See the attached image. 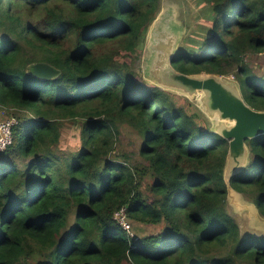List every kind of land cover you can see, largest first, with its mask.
Returning a JSON list of instances; mask_svg holds the SVG:
<instances>
[{
    "label": "trees",
    "instance_id": "trees-1",
    "mask_svg": "<svg viewBox=\"0 0 264 264\" xmlns=\"http://www.w3.org/2000/svg\"><path fill=\"white\" fill-rule=\"evenodd\" d=\"M206 24L172 60L186 74L232 73L264 111V0H202ZM160 0H0V109L16 119L0 151V264H264V236L227 211L228 142L192 104L130 66ZM44 61L60 73H26ZM139 131L138 169L114 145ZM69 123V125H66ZM74 148H56L63 129ZM230 185L264 217V134ZM146 178V179H145ZM125 206L129 234L113 218Z\"/></svg>",
    "mask_w": 264,
    "mask_h": 264
},
{
    "label": "water",
    "instance_id": "water-1",
    "mask_svg": "<svg viewBox=\"0 0 264 264\" xmlns=\"http://www.w3.org/2000/svg\"><path fill=\"white\" fill-rule=\"evenodd\" d=\"M162 7L160 5L146 28L142 54L147 73L143 79L161 90L197 99L200 111L212 123L210 129L228 142L223 168L226 205L233 213H246L253 226L264 229V217L255 204L247 201L230 185L231 177L241 172L248 163L249 148L245 140L264 134V111L254 110L246 104L235 80L214 73L186 74L173 67L172 60L182 38L174 29L172 13L160 10ZM26 73L48 80L60 71L40 61L29 63Z\"/></svg>",
    "mask_w": 264,
    "mask_h": 264
},
{
    "label": "rangeland",
    "instance_id": "rangeland-1",
    "mask_svg": "<svg viewBox=\"0 0 264 264\" xmlns=\"http://www.w3.org/2000/svg\"><path fill=\"white\" fill-rule=\"evenodd\" d=\"M203 3L202 0H160V5L163 7L160 10L164 9V11H169L172 13L173 24L175 31L179 34V37L182 38L180 42V46H187V37L199 30L200 24H206L207 21L205 19V13L202 12V7L200 4ZM165 6H168L164 8ZM179 46V47H180ZM250 66H252L257 71L264 72V51L259 53H249L248 55ZM144 56L141 52V57L134 62H131V68L140 76L143 77L147 73V65L143 63ZM232 80V73L228 75H224V77ZM146 81L145 79H143ZM147 82V81H146ZM149 83V82H147ZM151 84V83H149ZM154 85V84H153ZM156 86V85H155ZM167 92L176 94L181 98H184L188 102H190L193 108L198 112V114L205 120L208 127L211 128L212 123L204 116V114L199 109V103L197 99L194 97L192 99H188L182 94L177 92L168 91ZM10 113H7L5 110L0 109V120L6 117H11ZM66 125H69L67 123ZM64 133L60 137L58 145L56 148H61L64 146L68 151H72L74 148L68 141V137L66 136V132L68 129H63ZM139 131L135 128V126L129 122L128 120H124L121 122V128L116 138V143L114 145V153H124L128 157V163L131 165H136L138 169H141L145 165V161L140 159L138 155V144L140 143V135ZM146 179V178H145ZM247 201L248 198L245 196ZM227 211L235 218L239 228L241 230L242 236L246 234H259L264 236V229L261 227H255L252 225L246 213L240 215L238 213H233L231 208L227 206ZM240 264H252V263H240Z\"/></svg>",
    "mask_w": 264,
    "mask_h": 264
},
{
    "label": "built area",
    "instance_id": "built-area-1",
    "mask_svg": "<svg viewBox=\"0 0 264 264\" xmlns=\"http://www.w3.org/2000/svg\"><path fill=\"white\" fill-rule=\"evenodd\" d=\"M232 80H234V75L232 74ZM16 123V119L14 117H6L0 120V151L4 150L7 145L12 142V126ZM113 218L116 222L122 227L123 230L132 234L131 232V223L129 217L127 215V210L125 206L117 209Z\"/></svg>",
    "mask_w": 264,
    "mask_h": 264
}]
</instances>
